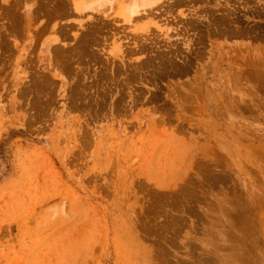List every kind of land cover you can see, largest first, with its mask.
<instances>
[{
	"label": "rangeland",
	"instance_id": "rangeland-1",
	"mask_svg": "<svg viewBox=\"0 0 264 264\" xmlns=\"http://www.w3.org/2000/svg\"><path fill=\"white\" fill-rule=\"evenodd\" d=\"M183 1L0 0V264H264V0Z\"/></svg>",
	"mask_w": 264,
	"mask_h": 264
},
{
	"label": "flooded vegetation",
	"instance_id": "flooded-vegetation-1",
	"mask_svg": "<svg viewBox=\"0 0 264 264\" xmlns=\"http://www.w3.org/2000/svg\"><path fill=\"white\" fill-rule=\"evenodd\" d=\"M189 0H185L183 2H187ZM202 8V13L197 15V17H192L194 20L193 26H196L197 32H191L190 34H194V41L198 45L197 48H203L205 45H210L211 35H213L216 38H219L220 36H226L232 35L234 33H237L238 31H246L251 32L252 31V17L251 13L248 18H246L247 23L242 24L239 23V20L236 16L229 15L227 12L223 13H213L212 9L214 8V1L213 0H202V5H200ZM219 16H225V21L221 22V18L217 17ZM185 17H182L184 19ZM217 23V24H216ZM232 23V24H231ZM185 30L187 28H191L190 26H184L180 25ZM251 35V34H250ZM195 38L198 39V41L195 40ZM209 40V42H206ZM184 63L182 60L180 61ZM189 66V65H187Z\"/></svg>",
	"mask_w": 264,
	"mask_h": 264
},
{
	"label": "crops",
	"instance_id": "crops-1",
	"mask_svg": "<svg viewBox=\"0 0 264 264\" xmlns=\"http://www.w3.org/2000/svg\"><path fill=\"white\" fill-rule=\"evenodd\" d=\"M164 1L165 0H158L156 2H146L145 0H72V5L73 7L76 6L77 11L83 10L82 12L84 13L102 14L110 16L111 18L116 15H123L124 17L134 19L132 22L134 23L142 14L156 8ZM129 12H131V14H128Z\"/></svg>",
	"mask_w": 264,
	"mask_h": 264
},
{
	"label": "bare ground",
	"instance_id": "bare-ground-1",
	"mask_svg": "<svg viewBox=\"0 0 264 264\" xmlns=\"http://www.w3.org/2000/svg\"><path fill=\"white\" fill-rule=\"evenodd\" d=\"M146 2H156V1H158V0H145ZM146 2H143V3H146ZM142 3V4H143ZM71 4V3H70ZM179 5V4H178ZM217 24V23H216ZM232 24V23H231Z\"/></svg>",
	"mask_w": 264,
	"mask_h": 264
}]
</instances>
